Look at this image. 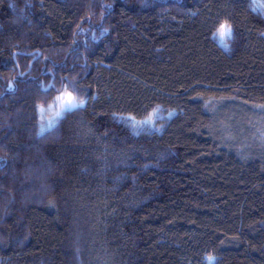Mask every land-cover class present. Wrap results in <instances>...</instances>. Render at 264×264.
I'll return each instance as SVG.
<instances>
[{"label": "trees", "instance_id": "trees-1", "mask_svg": "<svg viewBox=\"0 0 264 264\" xmlns=\"http://www.w3.org/2000/svg\"><path fill=\"white\" fill-rule=\"evenodd\" d=\"M261 105L264 0H0V264H264Z\"/></svg>", "mask_w": 264, "mask_h": 264}, {"label": "snow or ice", "instance_id": "snow-or-ice-1", "mask_svg": "<svg viewBox=\"0 0 264 264\" xmlns=\"http://www.w3.org/2000/svg\"><path fill=\"white\" fill-rule=\"evenodd\" d=\"M218 33L221 37H230L232 35V29L229 27L226 23H222L218 28ZM58 99L61 101L60 103V112L57 113V115H60L61 113L71 111L76 108H80L84 105V101H76L75 98L71 95V93L66 92L65 96L58 97ZM261 109L260 114L264 116V105L259 106ZM41 113H43L44 109H40ZM157 111H153L151 114H149L146 119L143 120H136L134 116H128L123 118L126 123H129L131 127L137 128V127H144V126H155V116L157 114ZM171 115V113H170ZM44 131V128H41V132ZM211 264V261H210Z\"/></svg>", "mask_w": 264, "mask_h": 264}, {"label": "rangeland", "instance_id": "rangeland-1", "mask_svg": "<svg viewBox=\"0 0 264 264\" xmlns=\"http://www.w3.org/2000/svg\"><path fill=\"white\" fill-rule=\"evenodd\" d=\"M216 37H217L218 42L222 46L225 47L226 46L225 41H226L227 37H221L219 35V33L216 34ZM65 95H66V92H64V93L60 94L59 96H57L55 98L54 102L51 104V106H49L48 110L47 111L46 110L43 111V115H45L46 113H50L51 114L50 116L47 117V122H46V124L44 126V130L50 129L52 126H54L56 119L63 115V113H61L60 115H57V113L60 112V103H61V101L58 99V97L65 96ZM84 105H85V103H84ZM153 128H154L153 126H144V127H137V128H135V130L137 132H141L142 130L149 131V130H152ZM213 260L214 259H210L211 262Z\"/></svg>", "mask_w": 264, "mask_h": 264}]
</instances>
